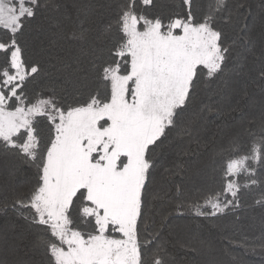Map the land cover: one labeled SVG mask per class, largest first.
I'll return each instance as SVG.
<instances>
[{"label":"snow or ice","instance_id":"snow-or-ice-1","mask_svg":"<svg viewBox=\"0 0 264 264\" xmlns=\"http://www.w3.org/2000/svg\"><path fill=\"white\" fill-rule=\"evenodd\" d=\"M182 3L188 11L165 22L138 13L136 0H127L107 26H115L117 42L108 59L93 65L99 87L66 106L54 95L31 102L24 89L41 69L25 59L19 36L40 0H0V141L35 168L30 197L16 203L29 210L26 220L50 233L40 241L48 264H146L142 248L151 242L141 239V219L154 150L187 107L197 78L223 71L231 51L214 27L224 0H214L202 20L191 11L192 0ZM236 35L234 43L253 39L244 20ZM37 118L46 120V137ZM261 133L250 154L227 159L222 193L205 199L213 211L196 204L197 216L233 204L239 186L232 177L250 171L246 161L264 160V120ZM224 193L233 200L222 205Z\"/></svg>","mask_w":264,"mask_h":264},{"label":"trees","instance_id":"trees-1","mask_svg":"<svg viewBox=\"0 0 264 264\" xmlns=\"http://www.w3.org/2000/svg\"><path fill=\"white\" fill-rule=\"evenodd\" d=\"M35 18L25 22L19 36L25 59L38 63L40 72L24 86L31 102L54 95L66 106L86 99L99 87L93 65L108 59L118 32L108 25L127 0H40ZM214 27L231 51L223 71L197 78L187 107L166 129L153 153L143 199L141 239L146 264L160 258L164 264H264V160L246 161L249 172L232 179L237 198L220 195L223 205L215 216H197L193 205L211 213L207 197L222 193L228 158L250 154L261 137L264 120V0H224ZM214 0H192L191 11L202 20ZM138 13L167 21L188 6L182 0H136ZM244 20L253 39L237 41ZM3 38L0 32V39ZM41 136L46 120L37 118ZM256 183H252V181ZM36 183L35 168L0 141V264H48L40 246L45 235L24 218L17 200L27 201ZM23 213V214H21Z\"/></svg>","mask_w":264,"mask_h":264},{"label":"rangeland","instance_id":"rangeland-1","mask_svg":"<svg viewBox=\"0 0 264 264\" xmlns=\"http://www.w3.org/2000/svg\"><path fill=\"white\" fill-rule=\"evenodd\" d=\"M11 103V102H10Z\"/></svg>","mask_w":264,"mask_h":264}]
</instances>
